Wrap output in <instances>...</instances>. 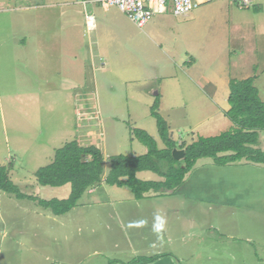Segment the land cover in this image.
Listing matches in <instances>:
<instances>
[{"label":"rangeland","instance_id":"374dc122","mask_svg":"<svg viewBox=\"0 0 264 264\" xmlns=\"http://www.w3.org/2000/svg\"><path fill=\"white\" fill-rule=\"evenodd\" d=\"M74 1L78 0H0V165L7 166L9 177L23 192L45 199L68 195L69 184L41 186L34 172L52 161L56 148L73 139L101 150L105 173L110 156L145 153V146L130 127L147 131L163 147L155 119L150 116L157 94L158 111L177 144L189 143L197 132L211 136L222 128L233 129L234 124L223 113L229 107V82L224 81L229 71L219 69L234 65L231 70L240 71L238 65L254 54L256 71L251 78L264 101V27L259 26L258 38L246 30L248 19L241 23L235 18L245 11L252 14L255 8L264 9V0H251L249 6H241L238 1L210 0L186 16L171 15L170 28H178L176 33L181 39L177 48L185 61L196 59L192 68V63L173 57L175 64L167 71L174 72V83L161 77V69L148 72L149 66L146 68L151 76L145 81L92 69L73 79L65 71H48L59 66L51 55L43 65L48 77L39 78L32 67V45L20 42L23 32L17 27V18L27 14L25 21L31 25L30 13L43 4L45 9H58L69 6L62 2L73 6ZM88 3L86 10L76 4L78 13L73 18L80 22L81 31L69 36L77 38L80 52L86 51L85 42L95 40L99 26L97 18L93 31L81 22V14L92 13ZM239 33L243 37L237 40ZM200 74L216 82L217 94L211 95L204 83H197ZM202 126L216 132L205 133ZM137 176L160 179L150 171ZM249 181L259 182L257 190H248L259 192L255 201L259 206L227 207L216 200H189L172 194L166 197L168 191H149L145 197L152 200L132 203L134 197L127 187L113 190L105 184V195L96 196L97 187L89 188L63 215H54L35 201L17 199L0 190V264H122L133 257L125 245L131 237V245L138 252L135 257L157 255L146 252L153 235L161 240L163 233L171 240L154 251L165 252L159 255L176 258L178 264H264V174ZM119 196L122 198L111 203ZM94 250L100 254H93Z\"/></svg>","mask_w":264,"mask_h":264},{"label":"crops","instance_id":"0c3cea01","mask_svg":"<svg viewBox=\"0 0 264 264\" xmlns=\"http://www.w3.org/2000/svg\"><path fill=\"white\" fill-rule=\"evenodd\" d=\"M87 2H89L88 7L92 10V13L89 14H92L94 15V18H97L99 21V26L98 28L96 27L97 31L95 32V40H91L89 43L85 42L86 51L80 52L81 49L79 46L81 45L77 41V38L75 36H69L77 35V32L81 31V28H78V23L80 22H77V20L73 18L74 13H78L76 4L82 5V7L79 8L86 10L85 5H87ZM62 3L63 5L65 4L69 6L58 9H45V5L43 4L41 8H36L35 11L30 13V15H33L31 16V25L25 21L28 19L27 16L29 15L21 13L17 18V23H20L17 24V27L20 26L23 32L20 42L23 43V45H26L27 43L32 45V67L33 71L37 73L39 78L48 77V71L55 70L56 72L65 71L67 77H73V79H75L80 78L85 73H87L88 69H92V71L99 73L112 72L120 76H129L136 79L137 81L141 78L144 80L145 78L151 76L149 73H147L148 68L146 67L149 66L151 67V70L148 72L151 73L152 71L161 69L164 74L161 77L165 80L167 79L166 81L174 83L172 80L176 79L174 72L167 71L169 65L171 66L172 64H175L173 57L180 62H186L188 65L192 63V68L193 64H196V59L193 57H191L188 61H185L183 52H180V50L177 48L179 43H181L180 36L176 33L179 31V29L175 28L176 31L172 30L168 22V18L171 15H177L172 14L170 9H167L165 12L160 14H156L142 28H139L115 6L103 8L97 4L95 0H86V3L84 4L82 1H74L73 6H71V3L68 2ZM256 5H258V2L253 4L254 7ZM235 14H240V12H236ZM85 17L86 12L85 15L81 14V22L85 23ZM235 18L240 20L241 23H244L241 20L248 19L250 22L246 23V30L252 31L253 35H256L259 38V26L264 27L263 8H261V10L256 13L253 12L252 14H248L245 11L244 13H241L239 17L235 16ZM124 19H127L135 27H131L127 22L124 21ZM50 27L54 28L52 32H50ZM237 29L239 30V26ZM26 30L28 32H25ZM242 37L243 34L239 33L236 39L240 40ZM258 38H256L257 41ZM250 49L252 51L254 50V52H257L256 47H251ZM185 50L186 49L183 48V51ZM49 55H51L54 60L56 59V61L59 62V66L46 71L43 65L47 63ZM256 60L257 58H255L254 54L249 60H246V62L240 63L238 65L237 68L241 69L240 71L236 70L233 72V70H231L234 67L233 65L229 68L228 66L226 68H221L219 69V72H225L227 70L229 71V74L224 80L226 82H229L231 78H248L252 76L254 71H256ZM212 76L220 77V75ZM257 76L258 74H255L254 77L257 78ZM198 77H200V79L197 83L202 86L204 83L211 95L217 94L215 81H211L209 76H206L205 74H200ZM197 86L199 87L198 84ZM72 88L73 87H70V89ZM226 94L227 93H225V95ZM228 108L229 107L224 108L223 111ZM198 128L200 127L198 126ZM193 130L197 131L196 129ZM202 131L205 133L216 132L208 127L205 129L203 126ZM223 131L226 130H223V128L219 129L217 130V134ZM199 135L201 134L197 132L195 137H191L192 139L190 142L194 141ZM263 139L264 136H262L261 131L260 146L264 149ZM77 141L79 142V140ZM259 173L264 174V166L260 164H253L241 160L220 166L216 165L211 158H200L196 161L191 171L187 174L183 183L170 194L180 195L189 200L204 199L206 201L212 200V202L216 200V202H219L227 207L241 206L242 204L244 206H249V204L259 206L255 202L257 199H259V192H248V190L258 189L259 182L249 181V178L259 177ZM105 184L106 183L101 182L95 186L97 187L95 192L96 196L99 193H103V195L106 194V189L104 188L106 187ZM111 187L114 188L113 190H115L119 186L112 185ZM124 187L125 186H122L121 189ZM167 195H169V193L166 194V197H168ZM159 196H163V194L157 195L154 198ZM119 197L112 200L111 203H114L116 200L122 198V196ZM145 199L152 200L151 198H146L144 196L141 199L133 198L131 202L144 201ZM247 199L252 201H247ZM167 207H170V204H168ZM115 209L116 208H113V210ZM114 215L116 216L115 212ZM155 222L157 223V218ZM231 236L232 235H227L226 237L230 238ZM131 239L132 237L125 245L127 249H129V255H133V257L130 259L127 257L126 259L129 260L124 262H129L131 259L135 258L134 255H138L135 247H132L131 245ZM170 240L171 239L168 238L167 233H163L161 240L157 234H154L149 241L151 248L146 252V254L155 253L158 256L154 260L142 264H178L179 260L176 258H172L169 255H159L165 252L161 250H157L156 252L154 251L156 248H160L162 245L168 244ZM120 245H122L121 242L118 244V246ZM115 246L117 247L116 244ZM93 254L98 255L100 252L99 250H94ZM146 256L151 255L137 257Z\"/></svg>","mask_w":264,"mask_h":264},{"label":"trees","instance_id":"16d2710c","mask_svg":"<svg viewBox=\"0 0 264 264\" xmlns=\"http://www.w3.org/2000/svg\"><path fill=\"white\" fill-rule=\"evenodd\" d=\"M254 10L258 12L261 9ZM228 87L229 108L223 113L234 124L231 130L211 136L199 135L190 143L177 144L170 136L167 121L158 111L157 94L150 106V116L155 119L163 147L160 148L147 131L130 127V132L145 146V153L112 155L109 157V170L105 173L101 150L93 144L83 145L73 139L56 148L52 161L34 172L41 186L60 187L69 184L70 190L65 198L45 199L23 192L11 180L8 168L4 165H0V190L17 199L35 201L54 215H63L77 205L89 188L101 182L125 186L135 199H141L149 191H168L170 194L183 183L200 158H211L220 166L241 160L264 166V149L260 146V132L264 131V101L259 97L251 77L231 78ZM174 148L184 149L181 159L173 157ZM142 171H150L160 176V179L138 178L137 173ZM157 256L135 257L122 264H142Z\"/></svg>","mask_w":264,"mask_h":264},{"label":"built area","instance_id":"2783aa9c","mask_svg":"<svg viewBox=\"0 0 264 264\" xmlns=\"http://www.w3.org/2000/svg\"><path fill=\"white\" fill-rule=\"evenodd\" d=\"M86 3V0H78ZM103 8L115 6L122 11L131 22L142 28L156 14L170 9L172 14L180 16L189 14L194 8L210 0H95ZM238 1L242 6H249L251 0ZM85 23L88 30L95 28V18L92 14H86Z\"/></svg>","mask_w":264,"mask_h":264},{"label":"water","instance_id":"95a60500","mask_svg":"<svg viewBox=\"0 0 264 264\" xmlns=\"http://www.w3.org/2000/svg\"><path fill=\"white\" fill-rule=\"evenodd\" d=\"M172 155L175 159H181L183 156H184V149H177V148H174L172 150Z\"/></svg>","mask_w":264,"mask_h":264}]
</instances>
